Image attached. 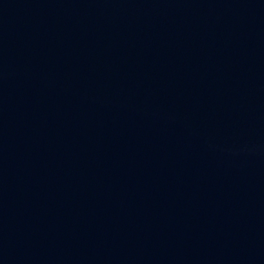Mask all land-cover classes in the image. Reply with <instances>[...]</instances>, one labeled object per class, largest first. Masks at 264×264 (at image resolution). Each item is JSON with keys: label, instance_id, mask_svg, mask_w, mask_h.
I'll use <instances>...</instances> for the list:
<instances>
[{"label": "water", "instance_id": "1", "mask_svg": "<svg viewBox=\"0 0 264 264\" xmlns=\"http://www.w3.org/2000/svg\"><path fill=\"white\" fill-rule=\"evenodd\" d=\"M0 264H264V0H0Z\"/></svg>", "mask_w": 264, "mask_h": 264}]
</instances>
